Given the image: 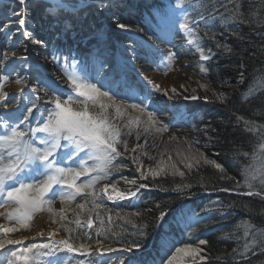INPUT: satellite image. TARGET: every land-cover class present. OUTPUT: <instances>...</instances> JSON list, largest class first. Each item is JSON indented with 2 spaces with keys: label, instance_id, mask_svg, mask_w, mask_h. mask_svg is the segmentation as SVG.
<instances>
[{
  "label": "snow or ice",
  "instance_id": "6c2138e0",
  "mask_svg": "<svg viewBox=\"0 0 264 264\" xmlns=\"http://www.w3.org/2000/svg\"><path fill=\"white\" fill-rule=\"evenodd\" d=\"M18 2L24 5L26 0H18ZM43 3L45 4L44 12L54 22V29L58 28V31H54L53 40H59L61 44H65L69 39L75 40L79 45L87 47L89 52L87 57H79L74 55L73 48L65 49L53 44L54 50L51 53V59L64 74L68 82V89H60L54 86V81L49 82L42 78L41 69L43 66L41 65L33 68L34 75L31 76V79L25 75L22 80L18 75L14 81L17 84L24 82L28 85V92L23 93L22 96L12 95L9 97L3 88L10 76L7 73L0 75V109H6L19 100L26 101L19 113L0 111V206L11 207L12 210L6 214V219L14 221L22 228H28L29 222L37 213L47 212L51 217L60 216L62 220L68 221L67 224L61 226L69 235L62 240H52L51 237L57 235V232L53 231L49 233L48 242H38L19 249H8L6 252L0 253L2 256L0 264H61L62 258L58 253L63 249H67L69 252L87 251L91 246L87 242L92 241V235L83 229L93 227L91 217H87L86 223L82 225L78 218L69 220L67 216L63 215L64 209L57 212L52 208V205L57 198L65 202H73L77 200V197H80V202L76 204L78 209H86L89 203L94 208L106 207L101 200L100 192L104 193L107 200L113 202L117 199L124 200L129 196L139 200L137 193L149 185H137L135 178L130 179L127 176L113 179V174L116 171L128 167L120 157L131 159L132 163L136 165L134 171L140 172V178L143 180H147L149 177L155 180L161 175H166L168 174L166 169L170 170L172 176L177 174L181 178L185 176V172L177 168V162L172 160L171 155H167V162H165L163 156L167 153V149H165V153H161L162 159L159 161L158 168L153 169L148 166L146 172L142 171L145 165L140 157L148 155L143 151L144 145L148 144L147 134L149 132H165L168 130V125L157 126L161 122L155 119V113L160 109L151 93L137 96L136 89L128 83L125 69L128 63L134 62L138 57L136 47H127L126 51L131 52L132 56L127 61L118 60L115 66L111 67L108 62V44L104 35L99 30L89 33L92 25L88 21V17L91 10L95 8L110 12L109 19L114 28L129 34L131 38L132 26L122 22L119 15L121 10L131 7L129 0H43ZM182 4L183 0H174L169 5L162 6L169 9L168 11L160 10L157 13L159 17L156 25L158 28L157 39H161L162 34L168 31L187 29L189 34L193 31L188 27L187 11L181 10L179 13L177 11L181 9ZM14 15H20V13H14ZM232 20L236 22L237 18L233 16ZM9 22L18 24L20 28L17 31H22L23 36L30 39L32 43L40 44L43 48L48 47L47 41L35 39L33 33L23 27L25 24L23 16L18 21ZM239 22H244L243 17L239 18ZM136 39L140 40L139 37ZM191 42L189 40V43ZM145 45L147 51L144 55L152 62L160 57H164L165 61L179 58L175 53H162L155 45L146 44V42L139 44L140 47H145ZM24 50L27 52V47ZM0 58L8 59L6 54H0ZM209 58V56H204L201 51L202 60ZM22 59L27 62L29 57L24 56ZM93 59L95 64L92 62ZM26 66L30 67L27 64L22 65V67ZM107 67H111V71L104 75ZM201 70L204 71V68L202 67ZM141 79L149 85L153 84L146 77ZM243 80L244 72L241 71L238 82L242 83ZM155 87L159 89L160 86L155 85ZM181 87L187 91V88ZM200 87L207 91L205 85H200ZM171 92L178 94L175 88L171 89ZM163 95L168 99L172 98L169 95V90H165ZM199 98L198 96L185 97V99ZM204 99L207 100V96ZM127 100H137L138 102L125 106ZM3 101H7V103H3ZM129 108L146 117L142 131L135 133L137 140L142 134L145 136L144 143L137 144L131 150L136 152L139 148L141 152L132 157L126 155L129 152L128 137L132 136L134 129L139 128L141 121L139 117L120 119ZM180 116L184 119H191L194 114L181 112ZM176 119L177 117L174 116V121ZM172 139L176 140L177 138L173 137ZM199 143L201 142L196 138L185 139L184 144L187 145L189 154L184 156L177 151V155L181 157L178 162L184 164L190 174L194 167L199 172L201 162L211 164L223 173L225 169L220 163L209 160L199 148L193 147ZM152 146L155 147L156 143L153 142ZM149 159H155V157L149 156ZM243 174L245 176L244 185L237 183L233 188H221L219 191L234 192L239 187L246 186L248 190L241 193L242 195L264 197V158L261 159L258 168L249 165L243 170ZM258 176L261 187L254 191V181ZM81 177H86V179L81 180ZM121 179L128 184L136 185L135 190L120 191L117 184ZM101 181L108 183H104L98 190L96 185ZM109 187L113 190L114 195L108 193ZM191 187L190 182L177 183L173 181L172 184V190L178 194L185 193L189 196L192 195ZM155 207L160 208V205L157 204ZM146 211L150 212L152 209L149 208ZM180 213L183 214V209L180 210ZM167 214L168 211L161 208L159 214L154 217L155 223L152 227L160 230V237L156 242L152 257L137 260L136 257L128 256L126 258L122 255L117 257L119 264H176L178 256L181 258L190 256L193 259L196 257L205 258L200 256L201 249L198 247H192L191 244L181 245L170 239L169 221L165 220ZM135 215L140 216L141 213L137 211ZM56 222L55 219H52V223ZM73 223L77 229L81 230L80 235H71L73 229L69 225ZM103 223L104 221H99L101 226ZM133 227L136 229L135 235L139 239L129 241L126 237L122 238L125 247L118 250L109 246L106 251L130 253L135 249L139 252L144 247V241L148 238L149 233L146 231L148 225L141 221L139 225H133ZM17 230L0 224V232L4 233L5 237L8 233ZM39 234L44 235L43 232ZM95 235L97 237L102 235L101 228L96 229ZM77 241H79L78 246L74 247L73 244ZM101 242L100 239L95 240L97 245ZM21 243V240L0 238V249H4L6 244L20 245ZM198 244H207V240L199 239ZM252 244H255V240L250 244L246 243L245 251L239 255L246 258V253L253 251ZM261 248L264 249V242L261 243ZM34 249L38 251L34 252ZM43 249H47V253L39 251ZM253 254H255L254 251ZM45 256L46 259H44Z\"/></svg>",
  "mask_w": 264,
  "mask_h": 264
},
{
  "label": "trees",
  "instance_id": "16d2710c",
  "mask_svg": "<svg viewBox=\"0 0 264 264\" xmlns=\"http://www.w3.org/2000/svg\"><path fill=\"white\" fill-rule=\"evenodd\" d=\"M165 1L140 4L138 14L121 15L120 19L126 24L140 26L149 36L157 38V13L166 11L162 7L166 6ZM35 7L33 5V9ZM180 10L187 11L190 26L210 55L204 76L208 81V101L201 109V116L199 113L195 116V122L205 126L209 136L203 147L204 155L220 163L225 171L221 173L213 165L201 163L199 172L194 167L190 174L185 168L183 178L168 173L155 180L152 177L143 180L140 172L134 171V164L126 174L130 179L142 180L149 187L138 193L139 200L107 203L106 207L90 211L93 227L86 232L92 235V241L87 243L92 246L100 239L108 247L122 249L126 246L122 238L139 239L133 225L143 221L148 225L149 235L139 252L135 249L130 253L120 251V255L102 258L99 264H119L117 257L122 255L137 260L150 259L160 237V230L152 227L154 217L163 208L168 211L165 220L169 221L170 239L181 245L198 247L200 256L205 257L178 256L176 264H264V249L261 248L264 197L242 195L248 190L246 186L234 192L219 191L233 188L237 183L244 185L243 170L249 165L258 168L264 158V0H186ZM233 16L237 18L236 22H233ZM240 17L244 22H239ZM1 41L0 54L4 46ZM47 42L65 49L72 43L70 46L77 56L81 50L77 41L71 39L70 44L54 42L52 38ZM57 71L59 78L66 82L62 71L59 68ZM241 71L244 72L242 83L238 82ZM142 161L145 166L151 163L146 157ZM142 171L147 169L144 167ZM173 181L190 182L192 195L172 190ZM260 187L258 176L253 190ZM157 204L160 208L155 207ZM149 208L152 211H146ZM137 211L140 216L135 215ZM86 218L82 214L81 222L86 223ZM101 220L104 221L102 226ZM97 228H101L100 237L95 235ZM80 232L75 229L71 235L77 236ZM199 239H206L207 244H198ZM253 240L255 254L248 251L246 258L241 257L239 254L245 251L244 245Z\"/></svg>",
  "mask_w": 264,
  "mask_h": 264
},
{
  "label": "rangeland",
  "instance_id": "374dc122",
  "mask_svg": "<svg viewBox=\"0 0 264 264\" xmlns=\"http://www.w3.org/2000/svg\"><path fill=\"white\" fill-rule=\"evenodd\" d=\"M154 1L155 0H129L131 7L121 10L119 15L127 16V15L138 14L139 10L137 6L143 3L151 4ZM184 1L186 2V0H183V2ZM172 2H174V0H166L165 5L167 6ZM33 5H36L35 9H33ZM44 8H45V4L43 3V0H26L24 5L19 4L18 0H0V39H2L1 43L4 44V46L2 47L3 50L2 54H6L8 57L9 56L8 53L11 52L10 54H12L17 49L24 50L25 47H27L28 53L25 56L29 57L27 62H25L24 60H22V62H19L20 60L15 59L16 57L12 58L11 59L12 61L9 64H7L6 60L3 59L1 60L0 69L3 70L4 73L3 71L0 70L1 72L0 75L7 73L10 76L9 81L5 84L3 88V91L7 92L9 94V97H11L12 95L22 96L23 93L28 92V85H26L24 82L17 84L14 81L18 77V75L22 80L25 75H28L29 78L31 79V76L34 75L33 68L41 65L45 68L47 67L46 69L44 68L41 69L42 78H44L49 82L54 81L55 82L54 86H57L60 89H68V82L62 81L58 76L57 69L58 68L60 69V67L57 64H55L51 59V53L54 50L53 45L50 46V44H48L47 48H43L41 46L38 47L37 44L32 43L30 39H26L23 36L22 31H17V29L20 28L18 24L9 22V21H18L21 18V16H23L25 18V24L23 27L30 30L33 33L35 39L42 41H47V40L49 41V39L51 38L53 39L54 31H58V28L54 29L53 27L54 22L52 18L44 12ZM168 10L169 9L166 8V11ZM177 11H181V10L178 9ZM14 13H20V15H14ZM110 15H111L110 12L100 11L93 8L91 10V14L88 17V21L92 25V27L89 29V33L99 30L107 40L108 53H109L108 62L111 67H114L118 60L123 59L127 61L129 57L132 56L131 52L126 51L127 47H136L137 53L143 50L139 48L140 46H138V41H134L132 37L130 38L129 34L120 32L119 30H116L114 28L112 21L109 19ZM158 19L159 17H157V21ZM190 25L191 24H189V20H188V27L192 29ZM136 27L139 28V26ZM139 31H140L139 33L144 34L146 37L148 36L142 29L139 28ZM147 38L150 39V36H148ZM164 38L168 39L169 43L168 42L165 43L166 51H162V53L163 52L164 54L175 53V55L179 57L178 59L165 61L164 57H160L155 62H152L150 59L146 58L145 55L142 57L138 56L134 60V62L128 63L126 65L125 71H126L128 83L136 89L137 96H143L144 93L150 92L152 98L158 102L160 110L155 113V119H157L161 123L157 126L163 127L165 124L168 125V130L165 132L162 133L149 132L147 134L148 144L144 145L143 151L148 153V155H141V157L143 159L146 157V160H149L151 163L146 165L145 168L147 169L148 166H151L153 169L158 168L159 161L162 159L161 153H165V149H167V153L163 156L165 162H167V155H171L172 160L174 162H177V168H179L180 171H183L185 167L184 164L178 162L181 157L177 155V151H179L184 156H187L189 154L187 145L184 144V140L185 139L191 140L193 138L198 139L201 143L196 144L193 147L199 148L202 152L204 151L203 147H205V145L208 142L209 136L206 132V128L202 124L200 125L199 122L197 121L195 122V116L198 113H199L198 116H201L202 114L201 109L203 105H205V103L208 101V99L207 100L204 99V97L207 96L205 88L200 87V85H205L208 89V81L204 78L206 73L207 60L201 59V51L204 56L210 57V55L208 50L205 49L203 45L200 43V40L197 38L194 30L190 34L188 33L187 29L177 30L173 32L172 36L171 33H168L167 35L164 36ZM180 38H183L185 45H188V49L190 52H192L194 57L200 60L197 66V68L199 69L197 82L195 83V82L187 81L181 84V86L187 88V91H185L181 86L179 87L178 85L169 83L168 81H166L167 83L165 82L164 84L162 81V80H168L170 75L175 74L176 62L179 59H184L186 57L180 53V51L184 50L186 47L179 45ZM172 40L174 41L171 42ZM189 40H191L192 42L189 43ZM55 41L58 42L59 40H54V42ZM69 42L70 39L66 43L70 44ZM70 45L69 47H72ZM40 47H41V54L39 56L37 55L36 57H34L35 58L34 61V59L30 54L32 52L36 53L35 50L39 49ZM79 49L83 51V54L79 55V57L88 56L89 49L87 47L83 45H79ZM142 59L144 62L149 63L150 67L142 68L144 70L143 72L147 71L150 73L149 75L143 74V72H141V68L139 66L141 62L139 61ZM15 61L18 62L17 65ZM92 62L93 64L96 63L94 59ZM25 64L30 65V67L28 66L22 67V65ZM96 67H98V64H96ZM111 67L105 68L103 74L107 75L111 71ZM202 67L204 68V71L201 70ZM13 68H15V71H13ZM155 76H157V78ZM142 77H146L147 80H151L153 84L149 85L145 83V81L141 79ZM160 78L162 80H160ZM20 84L25 85L24 92H22V94L11 93L12 89L14 88L18 89V87L21 86ZM155 85H159L160 86L159 89H156ZM173 88L177 89L178 94H173L171 92V89ZM193 89H195V91H193ZM165 90H169V95L172 97L171 99H168L163 95V92ZM40 94L43 95L42 93ZM186 96L188 97L198 96L200 98L185 99ZM20 101L21 103H19ZM19 102H18L19 106L17 108L14 107L15 109H9L8 107L6 109H0V111L7 113H19L20 109L24 107V105L26 104V101L19 100ZM133 102H138V101L127 100L125 101V106ZM3 103H7V101H3ZM11 105L14 104L12 103ZM181 112L193 113L194 116L191 119H184L181 118L180 116ZM174 116L177 117L175 121H174ZM136 117L140 118L141 124L139 128L134 129L132 136L128 137L129 152L126 154L128 157L136 156L141 152V149L139 148L137 149L136 152H132L131 150L134 147H136L137 144L144 143L145 136L142 134L140 136V139L137 140L135 133L136 131H142V129L145 126L144 121L146 117H144L138 111L129 108L126 114L120 118L121 120H127L130 118L135 119ZM173 137H176L177 139L173 140L172 139ZM153 142L156 143L155 147L152 146ZM149 156H154L155 159H149ZM141 157L140 159L142 160ZM120 159L124 160V163H126L128 167L116 171L113 174V179H117L123 176L128 177V175L126 174V170H129L134 165L131 159H125L124 157H120ZM166 172L170 174L169 169H166ZM80 179L84 180L86 179V177H81ZM136 181H137V185L144 184L142 180L136 179ZM104 183H108V182L101 181L98 185H96V188L98 190L101 189ZM117 188L120 191H125L126 189L135 190L136 185L128 184L121 179L117 184ZM142 189H140V191ZM108 193L114 195L111 187H109ZM100 196H101V200L105 205H107V203L121 204L127 201H134V199L136 198L129 196L124 200L117 199L115 202H113L107 200L103 192H100ZM80 200L81 198L77 197L76 201L65 202L57 198L53 203L52 208L55 209L57 212H59L61 209H64L63 215L67 216L69 220H72L73 218H78L81 222L82 214H84L87 217L90 216L91 213L88 209L92 211L93 209L96 210L99 208H94L92 207L91 203H89L86 209L84 210L78 209L76 207V204L80 202ZM11 210H12L11 207L7 205L0 206V213H2V215H0V224H5L8 227L16 228L18 230L8 233L6 237L4 233L0 232V238L21 240L22 243L20 245L6 244L4 249H0V253L6 252L8 249H19L21 247L29 246L31 244L38 242H48L50 239L49 233L53 231H56L57 235L51 237L52 240L65 239L67 238V236L65 235L69 234L61 226L62 224H67L68 221L62 220L60 216L51 217L50 214L47 212L37 213L36 215L33 216L32 220L29 222V227L22 228L19 225H17L14 221H8L6 219V214ZM52 219H55L57 222L52 223ZM39 221L42 223L44 222V227L40 231L43 232L44 235L41 236L40 234H38L35 235L33 238H30L29 234L32 231L36 232L35 229L37 227L36 224ZM81 224L84 225L85 223L81 222ZM69 227L72 228L73 230L77 229L74 223L70 224ZM87 230L89 229L87 228L83 229V231L85 232ZM73 246L77 247L78 245L73 244ZM107 248L108 246L104 242H101V244L99 245L95 244L90 246L87 251L81 250L80 252H69L67 249H63L58 253V255L62 258L61 264H99L102 258L104 259L109 258L106 255H110L111 253L114 254L113 256L120 255L119 254L120 251L108 252L106 251ZM33 251L35 252L38 250L34 249ZM39 251H43L47 253L48 250L43 249ZM0 258H2V256H0ZM46 258L47 257L45 256L44 259Z\"/></svg>",
  "mask_w": 264,
  "mask_h": 264
},
{
  "label": "bare ground",
  "instance_id": "6f19581e",
  "mask_svg": "<svg viewBox=\"0 0 264 264\" xmlns=\"http://www.w3.org/2000/svg\"><path fill=\"white\" fill-rule=\"evenodd\" d=\"M139 32H140L139 31V28H137L136 26H133L132 27V39L134 41H138V46H139V44L141 42H146V44L155 45L156 48H158V49L161 50V52L162 51H166V49H165V43H163L161 41H156V40L155 41L154 40L151 41V39L147 38L148 36L146 37L144 34H141ZM137 37H139L140 40H137L136 39ZM179 45H182L184 47L186 46L184 50H181L180 51V53L182 55L186 56V57L184 59H179L176 62V66H175V72L176 73L175 74L170 75V77L168 78V80H162L161 79L162 77L160 78V80H162L164 84H165L166 81H168L169 83L178 85L180 87L183 82H187V81L188 82H195V83L197 82V80H198V74H199V69L197 68V66H198L200 60L197 59L196 57H194V55L192 54V52L189 51L188 45H185V42H184L183 38H180ZM37 46L39 47L41 45L40 44H37ZM139 48L141 50H143V51H139V53H138L139 55L138 56L139 57H142V56H144V53L147 51L146 45H145V47H139ZM35 51H36L37 54L35 52H32L31 54L29 53L32 56V58L34 59V61H35V58L34 57H36L37 55L39 56L41 54V47L39 49H36ZM14 52H15V55H12L13 53L10 54L11 52L8 53L9 56H8V59L6 60L7 61V64L11 63V61H12L11 59L12 58H15V57H16L15 59H19L20 60L19 62H22V60H23L22 57H24L28 53V51L25 52L22 49H17ZM34 53H35V55H34ZM139 62H141L140 65H139L140 68H141V72L144 71L142 69L143 67H150L149 66V63L144 62L143 59L140 60ZM15 63H16V65L18 64L17 61H15ZM38 63H40V62H38ZM43 68L46 69L47 67L46 68L43 67ZM17 71H19V70H17ZM143 74H148L149 75L150 73L147 72V71H145V72H143ZM155 77L157 78V76H155ZM20 85L21 86H19L18 89L17 88L16 89L15 88L12 89V92L11 93H15V94L20 93V94H22V92H24V90H25L24 89L25 88V85L24 84H20ZM18 102L19 101L14 102L13 103L14 105H11L9 107V109H15L14 107H17L18 104L21 101L19 103ZM36 226H37L35 228L36 229V232L32 231L29 234V237L30 238H33L35 235H38L39 234V232L44 227V222L42 223V222L39 221V222H37Z\"/></svg>",
  "mask_w": 264,
  "mask_h": 264
}]
</instances>
